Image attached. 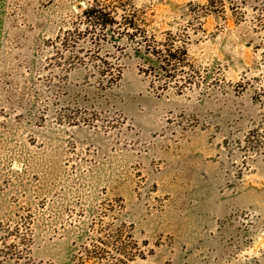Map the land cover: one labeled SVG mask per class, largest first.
<instances>
[{
    "label": "rangeland",
    "instance_id": "obj_1",
    "mask_svg": "<svg viewBox=\"0 0 264 264\" xmlns=\"http://www.w3.org/2000/svg\"><path fill=\"white\" fill-rule=\"evenodd\" d=\"M95 1L129 33L102 39ZM224 1L6 0L0 248L31 249L0 264H76L101 221L128 264H264V5Z\"/></svg>",
    "mask_w": 264,
    "mask_h": 264
},
{
    "label": "trees",
    "instance_id": "obj_2",
    "mask_svg": "<svg viewBox=\"0 0 264 264\" xmlns=\"http://www.w3.org/2000/svg\"><path fill=\"white\" fill-rule=\"evenodd\" d=\"M214 4H216V0ZM259 3V6L264 5V0H252ZM223 8H225V1L221 0ZM245 4V0L241 2ZM257 8V6H256ZM264 10V8H261ZM85 17V20L91 22L95 28L99 27L101 32L102 39L107 38L109 29L113 30L115 26L120 30L127 31L129 29L122 27L121 19L128 21L126 15H119L117 11L110 6L105 5L102 1H95L90 7L82 13ZM124 16V17H123ZM68 38H66L67 40ZM149 54H152L159 58L163 64L167 65V74L171 71L181 72L183 68V63L187 61L188 58V49L186 47L180 48L172 45H154V47L149 46L146 49ZM173 67V69L171 68ZM181 67V70L179 69ZM166 68V67H165ZM164 69V68H163ZM113 74V73H111ZM121 74V71H118V76ZM173 76V75H172ZM177 78V76H176ZM167 84V82H166ZM93 237L90 239V243L83 245L81 251L78 252V255L75 256L76 264H128L129 262L136 259L141 253H139V248L137 242L133 235L131 227L126 225L124 222L117 225L116 223L105 224L103 221L95 224L93 229ZM18 229H13L9 233L8 237L17 238L20 241H23V245L28 247V250L19 251L17 245L12 243H4V246L0 248V258H14V259H23L27 258L30 251L31 238L27 239L25 235H20ZM7 236H4L6 241ZM27 245L25 242H27Z\"/></svg>",
    "mask_w": 264,
    "mask_h": 264
},
{
    "label": "crops",
    "instance_id": "obj_3",
    "mask_svg": "<svg viewBox=\"0 0 264 264\" xmlns=\"http://www.w3.org/2000/svg\"><path fill=\"white\" fill-rule=\"evenodd\" d=\"M6 22V0H0V46H1V36ZM1 60V53H0Z\"/></svg>",
    "mask_w": 264,
    "mask_h": 264
}]
</instances>
